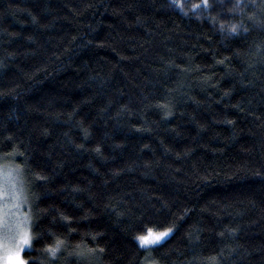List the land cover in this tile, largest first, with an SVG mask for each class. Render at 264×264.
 I'll list each match as a JSON object with an SVG mask.
<instances>
[{"label":"trees","instance_id":"trees-1","mask_svg":"<svg viewBox=\"0 0 264 264\" xmlns=\"http://www.w3.org/2000/svg\"><path fill=\"white\" fill-rule=\"evenodd\" d=\"M203 2L0 0L30 264H264V0Z\"/></svg>","mask_w":264,"mask_h":264},{"label":"snow or ice","instance_id":"snow-or-ice-1","mask_svg":"<svg viewBox=\"0 0 264 264\" xmlns=\"http://www.w3.org/2000/svg\"><path fill=\"white\" fill-rule=\"evenodd\" d=\"M240 0H237V6H239ZM208 0H204L203 7H209ZM196 7H200L197 5ZM223 27V25H222ZM239 25L232 24L230 31L236 33ZM14 178L11 174H5L3 177V184L0 185V196H2L9 188L15 189V199L19 202H23V190L19 188L17 182L9 183ZM19 207V204L16 205ZM8 214L3 208H0V232L3 233L0 238V264H30V261H26L21 255L22 251L31 247V241L33 239L32 233L29 231V216H24L18 219L14 224L8 223ZM26 225H28L26 227ZM172 229H167L162 232L154 233L151 229L148 230L147 235H140L137 239L140 241L141 246H150L159 243L162 239L168 236ZM9 233H13L11 242L9 243ZM18 237V238H17ZM64 246V241L57 239L55 245H49L46 247V251L51 257H55L58 251ZM103 251V249H101Z\"/></svg>","mask_w":264,"mask_h":264},{"label":"rangeland","instance_id":"rangeland-1","mask_svg":"<svg viewBox=\"0 0 264 264\" xmlns=\"http://www.w3.org/2000/svg\"><path fill=\"white\" fill-rule=\"evenodd\" d=\"M9 173L14 178L13 180L9 181V183L17 182L16 174L12 169H10L8 167H0V185L3 184L4 175L9 174ZM17 185H18V183H17ZM15 191H16L15 189L9 188L2 196H0V208H3L4 211L8 214V217H9L8 223L9 224H14L18 219L26 216L25 211H24L25 206H24L23 202H19L15 199ZM17 204H19V207H16ZM27 226L28 225H26V227ZM29 231H30V229H29ZM156 233H158V232H156ZM2 235H3V233L0 232V238H2ZM8 235L10 238L9 239V243H10L11 237L13 236V233H9ZM145 235H147V234H145ZM139 244H140V241H139ZM140 246H141V244H140ZM152 246L153 245L141 246V247H143V249H147V248H150ZM21 255H22V253H21Z\"/></svg>","mask_w":264,"mask_h":264}]
</instances>
